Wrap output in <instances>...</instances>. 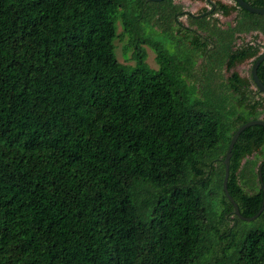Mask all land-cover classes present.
Segmentation results:
<instances>
[{
    "label": "trees",
    "instance_id": "obj_1",
    "mask_svg": "<svg viewBox=\"0 0 264 264\" xmlns=\"http://www.w3.org/2000/svg\"><path fill=\"white\" fill-rule=\"evenodd\" d=\"M202 1L211 12L0 0V264H264V209L239 217L223 185L233 134L264 119L252 72L233 70L264 51L235 45L264 32V15ZM234 9L221 28L214 15ZM120 36L133 65L118 59ZM228 190L243 216L262 208L263 125L237 139Z\"/></svg>",
    "mask_w": 264,
    "mask_h": 264
},
{
    "label": "rangeland",
    "instance_id": "obj_2",
    "mask_svg": "<svg viewBox=\"0 0 264 264\" xmlns=\"http://www.w3.org/2000/svg\"><path fill=\"white\" fill-rule=\"evenodd\" d=\"M220 1L221 3L227 4L229 6H233L235 4L234 0H214ZM174 4H177L182 7L184 11H189L194 14H200L203 12L204 9L211 12V5L207 1L202 0H173ZM237 15V10H233L229 15H224L223 13H216L214 16L218 18L220 27L227 28L228 26L235 24V18ZM180 20L184 23V25L189 24V20L187 15H183L180 17ZM122 27L118 24V32L121 33ZM202 33V31H199ZM183 37V36H182ZM183 39L186 38L183 37ZM247 42L256 43L260 45L261 52L264 50V32L262 31H252L248 33H241L238 35L235 41L236 46H240ZM116 51L118 59L125 64H134V60L132 58V51L129 48V38L128 36H120L116 39ZM171 45V44H170ZM144 48L147 52V62L152 68L157 69L159 64L157 62V54L156 51L151 48L148 44H144ZM204 59L201 57H197V63L195 68V75L196 77L202 78L205 74L204 72ZM252 67V59H247L244 62L238 63L233 70L237 71L240 76L242 77H249ZM232 70H228L224 65L221 69V77L225 81L227 76L230 75ZM255 89V86H252ZM264 98V96H263Z\"/></svg>",
    "mask_w": 264,
    "mask_h": 264
},
{
    "label": "water",
    "instance_id": "obj_3",
    "mask_svg": "<svg viewBox=\"0 0 264 264\" xmlns=\"http://www.w3.org/2000/svg\"><path fill=\"white\" fill-rule=\"evenodd\" d=\"M149 1H155V2H160L163 0H149ZM235 2L238 4L239 7L248 10L250 12L253 13H257V14H263L264 15V7H257V6H252L251 4H249L248 2H246L245 0H235ZM264 61V51L260 54V56L255 60V62L253 63L252 66V77L254 79L255 85L256 87L264 93V83L261 81V79L258 76V68L260 66V64ZM252 125H263L264 126V119H253V120H249L245 123H243L242 125L239 126V128L235 131V133L233 134L231 141L229 143L227 152H226V156L224 159L225 162V177H224V190L226 195L228 196V198L231 200V202L234 204L235 207V213L245 219V220H254L256 219L260 213L263 211L264 209V200H263V205L262 208L260 209V211L252 216V217H245L241 214L239 206L237 204V202L235 201V199L232 197V195L230 194L229 190H228V179H229V174H230V161H231V157L233 155V148L234 145L237 141V139L239 138V136L241 135V133L246 130L247 128H249ZM261 176V173H260Z\"/></svg>",
    "mask_w": 264,
    "mask_h": 264
}]
</instances>
